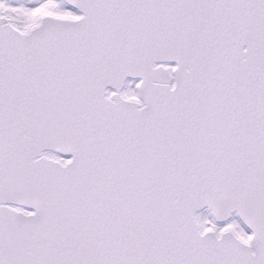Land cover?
Listing matches in <instances>:
<instances>
[{"label":"snow or ice","instance_id":"snow-or-ice-1","mask_svg":"<svg viewBox=\"0 0 264 264\" xmlns=\"http://www.w3.org/2000/svg\"><path fill=\"white\" fill-rule=\"evenodd\" d=\"M0 264H264V0H0Z\"/></svg>","mask_w":264,"mask_h":264}]
</instances>
